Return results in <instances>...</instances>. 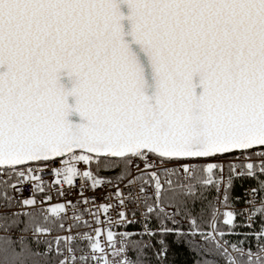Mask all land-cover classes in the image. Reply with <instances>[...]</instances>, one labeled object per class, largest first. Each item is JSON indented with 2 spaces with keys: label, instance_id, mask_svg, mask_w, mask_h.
<instances>
[{
  "label": "snow or ice",
  "instance_id": "obj_1",
  "mask_svg": "<svg viewBox=\"0 0 264 264\" xmlns=\"http://www.w3.org/2000/svg\"><path fill=\"white\" fill-rule=\"evenodd\" d=\"M229 156L227 181L224 164L192 163ZM93 165L127 181V196L118 186L115 193L120 207L143 199L149 216L190 218L189 233L178 234L199 235L220 253L205 252L213 259L202 264H264V223L245 241L222 242L235 234L239 217L249 228L264 217V0H0V208L45 205L39 215L0 213L4 264L53 252L58 264H145L148 245L133 240L139 234L114 232L111 216L106 225L100 218V209L113 205L77 211L72 201L52 204L50 195L37 201L35 193L50 184L58 182L64 195V185L80 180L76 204L87 205L85 187L105 183ZM236 177L256 182L246 191L247 209L212 207L202 223L184 202L171 212L165 207L166 198L196 197L202 186L218 193L223 187L227 208ZM138 181L140 196L133 191ZM29 184L33 195L18 200L15 193ZM70 209L78 224L90 227L80 219L87 214L101 225L80 234L86 249L79 257L71 246L77 236L33 252L26 235L11 234L31 231L38 240L51 223L64 228ZM160 231L173 229L162 222ZM144 235L156 232L145 225ZM249 237L255 243L245 248ZM159 243L154 255L166 257Z\"/></svg>",
  "mask_w": 264,
  "mask_h": 264
},
{
  "label": "built area",
  "instance_id": "obj_2",
  "mask_svg": "<svg viewBox=\"0 0 264 264\" xmlns=\"http://www.w3.org/2000/svg\"><path fill=\"white\" fill-rule=\"evenodd\" d=\"M232 160V157H222L219 160H194L192 163L197 164V165H202L204 163H222L225 165L224 167V172H223V179L227 181L228 177V168L227 165L228 163ZM236 162H241V161H236ZM59 166L58 162L56 164H49L47 167L52 168ZM79 167L81 169H84L86 165L82 162ZM141 167H143L141 165ZM175 167H179V165H175ZM42 176L45 180L51 181L53 177V173L49 170H45L42 173ZM111 180L112 183L108 184L106 181ZM105 183L103 186H98L94 191L90 187H85L83 191V197L87 198L89 200V203L85 205L84 203H80L79 205L76 204L78 200H81V191L79 188V185L81 183L80 180H77L76 187L71 188L68 185H64V195H60L57 191L61 185L57 182L55 184H50L48 189L46 191H37L35 193L37 201L45 200L47 195H50L52 197V204H57V203H64L66 201H72L73 202V207L77 208V211L80 209H95L96 205H101V204H111L113 205L112 209L110 212H107L106 209H100V218L105 221V225L107 224L106 220V214L110 215L112 220L115 222V227L113 228L114 232H132V233H138L139 235L135 236L141 240L145 244H149L152 242V237L153 236H145L144 231H145V225L148 226V229L153 232H157L160 230L161 224L158 225H152V219L153 216H149L146 212V207H145V202L143 199H140L137 203H133L128 201L127 199L125 200V204L123 207H120L117 203L118 197L115 195L117 191V186L122 189L125 193V196H127L128 189L126 187L127 181L121 183L119 180L116 179H108L104 178ZM252 186H246L244 189V201L241 205L239 206H228L227 208L224 205L223 202V187L221 188L220 192L218 193L215 191V197H214V207L219 208L221 212L228 211V210H244L249 208L250 206L246 203V200L248 197L246 196V191ZM134 193L137 196H140V183L139 181L135 185L133 189ZM33 195V189L32 185H26L23 187L22 191L15 193V196L17 197L18 200H23L25 198H29L30 196ZM147 195L149 197V202L151 198V190L147 192ZM94 198V202H93ZM217 199H219V203H217ZM42 206L39 203H37L35 208L31 207H25L21 203H14L12 207L10 208H0V213L3 212H35L39 213L38 209L41 208ZM125 212L126 221H132V223H121V217L118 215L119 212ZM133 213H135L133 215ZM81 220H87L90 223V227L86 226L82 223L78 224L77 220H74L72 217V211L71 209L69 210V215L63 220L60 221V223L64 224V228H60L57 223H54V226H52V231L50 234H43L39 236V239L37 240L35 235L31 232H24L21 233L19 231H13L11 234L13 236H18L21 234L26 235L27 237H31L34 240L33 246L36 252H47V246L49 243H51L52 248H56V238L57 237H66V236H77V240L75 243H73L71 246L75 250V255L77 257L81 256L83 253L81 249H86V245L83 243V237L80 234L84 233H91L93 229L101 226L98 225L97 223L94 222V217L92 215H83L80 217ZM245 225H248L249 221L248 219H245L244 217H241ZM254 221V218L252 220V223ZM57 227V229L53 230V227ZM70 228V230H69ZM5 234L2 230H0V235ZM159 242V240H158ZM65 247V244L63 242L60 243V248L63 249ZM111 251V250H110ZM55 253V252H54ZM130 254V253H129ZM61 259V257H60ZM77 264H80V261H77Z\"/></svg>",
  "mask_w": 264,
  "mask_h": 264
},
{
  "label": "trees",
  "instance_id": "obj_3",
  "mask_svg": "<svg viewBox=\"0 0 264 264\" xmlns=\"http://www.w3.org/2000/svg\"><path fill=\"white\" fill-rule=\"evenodd\" d=\"M230 157V156H229ZM93 170L103 178L116 179L117 170L105 168L101 166L96 168L95 165L92 166ZM255 181L248 177H236L232 181V186L228 189L229 194V204L232 206H239L244 201V189L246 186H255ZM216 189L214 187L204 188L200 187L197 190L196 197H186L183 194L177 192L175 200L169 203L167 198L165 199V207L169 212L173 211V206L176 204L186 203L187 207L192 211V215L199 219L202 223L207 220L208 215L213 206L214 197ZM151 202V199H150ZM36 215L39 213L32 212ZM152 225H158L163 222L164 226L173 229L171 232L162 233L160 230L156 232V235L152 237V242H150L148 247L145 249L147 260L145 264H202L203 260H212L213 256H206L205 252H212L214 255L219 256L220 253L216 249L215 245L210 241L205 242L203 238L199 235L191 238L190 235H185L183 238L178 233H189V222L190 218H185L184 215H176L168 219H164L158 213L152 214ZM18 221H25L27 218L20 216L16 218ZM222 219V217H220ZM237 223L240 225L234 230L235 234L227 235L222 238L227 242L238 243L240 241H245L246 236L249 233L258 229L262 223H264V217H256L253 221V228L247 227L244 224L241 217L237 219ZM49 227L54 226V223L48 225ZM24 224L21 223L19 228H23ZM222 227H224L222 225ZM57 227H53V230ZM227 231V228L224 227ZM31 243V248L33 252H36L33 246L34 240L31 237H27ZM133 240H141L137 237H133ZM164 241L163 247L167 249V255L156 256L154 255L157 250H159L162 245L158 242ZM255 241L252 238H248L244 244V247H248L249 244L254 245ZM132 255V253H130ZM60 256L56 255L54 252L49 255L33 256L29 254V259L27 264H58ZM0 264H4L3 258L0 257Z\"/></svg>",
  "mask_w": 264,
  "mask_h": 264
},
{
  "label": "rangeland",
  "instance_id": "obj_4",
  "mask_svg": "<svg viewBox=\"0 0 264 264\" xmlns=\"http://www.w3.org/2000/svg\"><path fill=\"white\" fill-rule=\"evenodd\" d=\"M214 200V199H213ZM213 206H214V202H213ZM228 206H230V205H228ZM224 219V217H222V219H221V221ZM15 231H19L18 229L17 230H15ZM20 232V231H19ZM219 238V237H218ZM222 242H225V240H222ZM230 251H231V249H230ZM233 255H235V253L233 252Z\"/></svg>",
  "mask_w": 264,
  "mask_h": 264
}]
</instances>
